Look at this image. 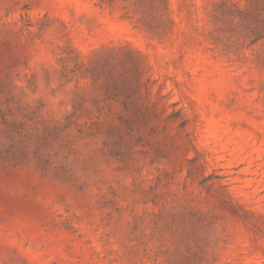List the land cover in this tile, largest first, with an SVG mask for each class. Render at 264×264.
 Listing matches in <instances>:
<instances>
[{
  "label": "rangeland",
  "instance_id": "obj_1",
  "mask_svg": "<svg viewBox=\"0 0 264 264\" xmlns=\"http://www.w3.org/2000/svg\"><path fill=\"white\" fill-rule=\"evenodd\" d=\"M0 264H264V0H0Z\"/></svg>",
  "mask_w": 264,
  "mask_h": 264
}]
</instances>
